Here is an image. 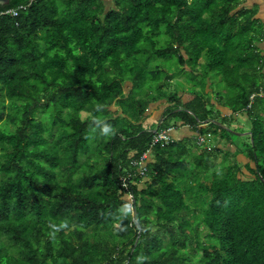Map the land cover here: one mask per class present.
<instances>
[{
    "label": "trees",
    "instance_id": "16d2710c",
    "mask_svg": "<svg viewBox=\"0 0 264 264\" xmlns=\"http://www.w3.org/2000/svg\"><path fill=\"white\" fill-rule=\"evenodd\" d=\"M31 1L0 6L31 4L0 18V264H264L259 8ZM182 75L194 99L160 97ZM160 100L169 107L148 130ZM237 116L251 124L241 147ZM179 124L194 135L154 142ZM144 154L153 161L141 177Z\"/></svg>",
    "mask_w": 264,
    "mask_h": 264
},
{
    "label": "rangeland",
    "instance_id": "374dc122",
    "mask_svg": "<svg viewBox=\"0 0 264 264\" xmlns=\"http://www.w3.org/2000/svg\"><path fill=\"white\" fill-rule=\"evenodd\" d=\"M158 67V69L162 68V64H153L151 66L152 69H156ZM173 73V72H172ZM195 83L194 82H190L187 80V78L185 76H180L178 79H176L175 81L172 82V85H170L169 89L163 90L160 94V97L163 96L164 94H168L171 92H178V96L181 97L183 99V101H188L190 96L193 97V92L195 90ZM131 86V84L127 85V88H129ZM209 93V91H207ZM155 93V92H154ZM159 97V96H158ZM167 103H165L164 101H161L157 104H155L154 106L151 105L149 112L146 114V118L144 121V126L150 130L149 128H152L155 126L154 122L159 124V122H161V118L163 119V115L165 113V111L168 109L169 106L166 105ZM113 110H116L117 108L113 107ZM159 111V113L157 114V112ZM163 113V114H162ZM162 116V117H161ZM156 124V125H157ZM231 128L233 130H235V134H240L242 133V136H231V139L233 140V142H236V146L237 147H241L238 143H244V142H248V136L251 133L250 129H251V124L249 122V120L245 117H240L237 116L235 118L234 123L232 124ZM182 129H178V131H181ZM245 131V132H243ZM213 142L217 139V137L213 138ZM191 143H188V146L191 149H194L192 147V145H189ZM196 144L198 145V142H196ZM209 142L206 141L204 143V146H208ZM214 144H218V142H215ZM227 150V149H226ZM231 151L234 152L236 151V149H234L233 147H231ZM237 159H239V161H244V158L242 156H239ZM188 160L191 159L189 158ZM223 162V161H222ZM231 165V163H230ZM229 165H221L218 166V171L226 173L227 172V167ZM190 167L194 168L195 166L193 164L190 165ZM251 168H253V166H251ZM243 172L240 175L241 179H245L247 180L249 177H251V175H249V173L246 170H243ZM244 174V175H243ZM209 232H206L205 235H208Z\"/></svg>",
    "mask_w": 264,
    "mask_h": 264
},
{
    "label": "crops",
    "instance_id": "0c3cea01",
    "mask_svg": "<svg viewBox=\"0 0 264 264\" xmlns=\"http://www.w3.org/2000/svg\"><path fill=\"white\" fill-rule=\"evenodd\" d=\"M101 1L103 2V4L106 7V11H110V10H113L114 9V7H115V1L116 0H101ZM242 7L247 8V9H252L253 7H258L259 8V12H258V15H257V19H259L261 21V23L263 24V26H264V0H244V3L242 5ZM259 49L261 51L262 56L264 57V39L259 44ZM193 99H194V94H193V97L190 96L189 100L188 101H185L184 103H188V102L192 101ZM161 101H164L166 103L165 100H160V101L156 102L155 104H157V103H159ZM211 103L214 104V105H217V100L213 97V100H212ZM155 104H153V106ZM166 105L168 106V104H166ZM217 109H219L221 111V113L223 114V116H227V115H230L231 114V111L229 109H227V108H219V106H217ZM149 110H151V109H149ZM158 113H159V111L157 112V114ZM161 122H162V118H161ZM161 122H159V123H161ZM154 124L156 125L157 123L154 122ZM175 128H176V131H173L172 134H173L174 138L177 141H181V140L190 138V136H193L194 135L193 132H192V130L188 126L180 127V124H179ZM178 129H182V130L181 131H178ZM240 136H242V133H240ZM244 143H239V144L242 145ZM152 161H153V158H150V162H152ZM244 161H245V158H244Z\"/></svg>",
    "mask_w": 264,
    "mask_h": 264
},
{
    "label": "built area",
    "instance_id": "2783aa9c",
    "mask_svg": "<svg viewBox=\"0 0 264 264\" xmlns=\"http://www.w3.org/2000/svg\"><path fill=\"white\" fill-rule=\"evenodd\" d=\"M30 5L31 4H29L27 6H21L15 10H0V18H2L4 16L18 17L19 14L22 11H25L28 8V6H30ZM173 130L174 129L171 128V129H168L166 131H161L159 133H156L155 138H154V142L157 144H162V147L167 146L169 143H171L173 141L172 137H171V133ZM148 159H149V154H144L137 163H133L138 167V170L140 171L141 176H144L145 173L147 172V161H148Z\"/></svg>",
    "mask_w": 264,
    "mask_h": 264
},
{
    "label": "clouds",
    "instance_id": "9594fccd",
    "mask_svg": "<svg viewBox=\"0 0 264 264\" xmlns=\"http://www.w3.org/2000/svg\"><path fill=\"white\" fill-rule=\"evenodd\" d=\"M161 123H162V122H161ZM202 126H206V124H204V125H202ZM169 129H171V128H169ZM173 129H174V128H173ZM167 130H168V129H167ZM108 131H109L108 127H104V128H103V132L107 133ZM156 131H157V130H156ZM156 131H155V132H156ZM164 131H166V130H164ZM173 131H176V129H174ZM173 131H172V132H173ZM160 132H161V131H160ZM156 133H159V132H156ZM156 133H155V134H156ZM237 135L240 136V134H237ZM171 137H172V140H173V141H172L171 143H169L168 145H171L172 143H174L175 141H177V140L174 138V136H173L172 133H171ZM201 143H202V140H200V144H201ZM198 144H199V140H198ZM200 144H199V145H200ZM168 145H167V146H168ZM215 145H217V144H215ZM150 158H151V156L149 155V159H148V161H147V170H148V165H149V163H151V162H150ZM146 174H147V172L145 173V175H146ZM145 175H144V176H141V177H145ZM248 179H249V178H248ZM248 179H247V180H248ZM244 180H245V179H244ZM127 199H128V201L131 203V199H130L129 196H127Z\"/></svg>",
    "mask_w": 264,
    "mask_h": 264
},
{
    "label": "water",
    "instance_id": "95a60500",
    "mask_svg": "<svg viewBox=\"0 0 264 264\" xmlns=\"http://www.w3.org/2000/svg\"><path fill=\"white\" fill-rule=\"evenodd\" d=\"M10 4V0H0V6L5 7Z\"/></svg>",
    "mask_w": 264,
    "mask_h": 264
}]
</instances>
